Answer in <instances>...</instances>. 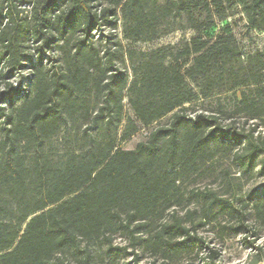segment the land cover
Returning <instances> with one entry per match:
<instances>
[{
	"label": "trees",
	"instance_id": "1",
	"mask_svg": "<svg viewBox=\"0 0 264 264\" xmlns=\"http://www.w3.org/2000/svg\"><path fill=\"white\" fill-rule=\"evenodd\" d=\"M237 5L264 31V0H0V264H96L104 253L133 255L134 264H220L200 232L207 224L222 240L242 235L256 252L251 264L264 261V182L244 193L264 175V52L244 57L224 29L130 51V81L123 54L102 53L92 36L104 23L117 28L119 13L134 41L202 32ZM28 61L29 89L15 86ZM239 88L233 112L242 124L185 106ZM126 90L135 118L120 134ZM169 114L134 149L118 147L139 123ZM69 125L73 146L56 159L52 140Z\"/></svg>",
	"mask_w": 264,
	"mask_h": 264
},
{
	"label": "rangeland",
	"instance_id": "2",
	"mask_svg": "<svg viewBox=\"0 0 264 264\" xmlns=\"http://www.w3.org/2000/svg\"><path fill=\"white\" fill-rule=\"evenodd\" d=\"M119 15L120 20L117 28L113 29L107 23H104L102 27H98V29L93 32L92 36L94 43L99 46L102 53L106 48L111 47L114 50L118 49L120 55L123 54V57L120 58L118 63L120 64L122 69L128 72L130 76V81L133 78L132 69L134 61L130 58V51H151L153 49L168 44L181 46L186 41L190 40L192 37L198 35H201L205 38H215L219 36L224 31V29L230 30V32L236 37L237 42L241 47L242 53L244 54V57H247L249 54L254 53L256 51L264 52V31L253 29L248 25V19L241 5H237L234 8L230 17L223 21L218 20L216 22V25L209 30H205L202 32H197L193 29L174 30L170 33L163 34L160 38L152 41H134L126 39L123 34V21L121 13H119ZM48 57H54L53 62H55V64L57 65L61 62V57L57 52L52 51L51 53H49ZM31 66V63L28 61L26 63V67H24L16 75V77L12 79L15 86L23 84L26 89H29L30 78L32 75ZM242 89L243 88H239L235 91L215 94L207 98L200 97L195 102L186 104L185 106L187 108H190V112L196 110L204 111L207 113H214L215 115L219 116V121H221V124L223 126H229L233 122L242 124L244 122V119H239V117H237V115H235V113L233 112L235 94H240ZM127 94L128 92L126 90L124 92L125 96L123 101L124 122L120 129V134L125 126L127 118H135V114L129 104ZM22 98L23 97L18 98L15 104H20ZM10 104L11 103L9 101L2 102L6 114L9 113ZM6 116L7 115H2V117L0 118V137L2 136L1 128L3 127V124L7 119ZM170 117L171 114L165 116L164 118L153 123L150 126H144L139 123V131L126 141L119 139L117 143L118 147H121L123 149H134L138 143L146 141L148 139L149 134L154 128L159 125L167 124L169 122ZM259 126V130L264 133V121L260 122ZM75 131V128L69 125L67 128H64V130L60 133L59 136L55 137L52 140V144L54 145L53 153L56 159L63 158L69 148L73 146V138L75 136ZM263 182L264 175H259L255 177L245 187V195L251 194L255 191V188L257 187L261 188ZM198 186L202 187V184L193 183L191 187ZM181 213H185V211H182ZM200 232L204 236L208 237V240L211 242L212 246L216 247L219 250L220 264H251L256 258V252L243 245L242 235H236L232 236L231 238L222 240L217 237L215 231L212 229L211 224L202 225L200 227ZM114 243L119 244L121 246H125L128 244V241L124 240L120 236H117L114 240ZM258 244H260V246L264 248V233H262V237L259 240ZM129 250L131 251V249ZM148 262H153V259L144 258L143 261H141L142 264H146ZM154 263L161 264V261H155ZM96 264H134V259L133 255H128L124 257L123 253H120L118 255L104 253V256L102 258H98Z\"/></svg>",
	"mask_w": 264,
	"mask_h": 264
},
{
	"label": "crops",
	"instance_id": "3",
	"mask_svg": "<svg viewBox=\"0 0 264 264\" xmlns=\"http://www.w3.org/2000/svg\"><path fill=\"white\" fill-rule=\"evenodd\" d=\"M258 264H264V261L259 262Z\"/></svg>",
	"mask_w": 264,
	"mask_h": 264
}]
</instances>
